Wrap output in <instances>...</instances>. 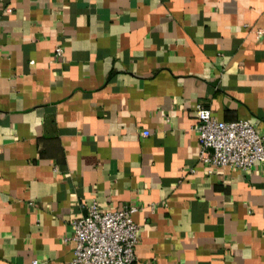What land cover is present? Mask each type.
<instances>
[{
  "label": "crops",
  "instance_id": "crops-1",
  "mask_svg": "<svg viewBox=\"0 0 264 264\" xmlns=\"http://www.w3.org/2000/svg\"><path fill=\"white\" fill-rule=\"evenodd\" d=\"M197 103L264 137V0H0V264H67L92 201L134 264H264V166L201 162Z\"/></svg>",
  "mask_w": 264,
  "mask_h": 264
},
{
  "label": "built area",
  "instance_id": "built-area-1",
  "mask_svg": "<svg viewBox=\"0 0 264 264\" xmlns=\"http://www.w3.org/2000/svg\"><path fill=\"white\" fill-rule=\"evenodd\" d=\"M54 52L60 56L62 48L57 46ZM195 115L198 156L210 169L230 166L246 170L256 163L264 166V137L253 123L247 119L218 120L201 103L196 104ZM134 211L126 205L102 210L92 201L84 215L71 221L75 245L67 264H134L139 238L138 226L132 220Z\"/></svg>",
  "mask_w": 264,
  "mask_h": 264
}]
</instances>
